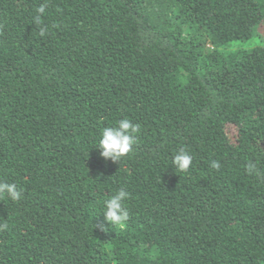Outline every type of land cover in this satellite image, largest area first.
<instances>
[{"label": "trees", "instance_id": "1", "mask_svg": "<svg viewBox=\"0 0 264 264\" xmlns=\"http://www.w3.org/2000/svg\"><path fill=\"white\" fill-rule=\"evenodd\" d=\"M263 22L264 0H0V182L23 190L0 264H264ZM121 119L136 142L105 160Z\"/></svg>", "mask_w": 264, "mask_h": 264}, {"label": "clouds", "instance_id": "2", "mask_svg": "<svg viewBox=\"0 0 264 264\" xmlns=\"http://www.w3.org/2000/svg\"><path fill=\"white\" fill-rule=\"evenodd\" d=\"M47 4L42 3L36 8L37 17L36 24L41 23V16L46 11ZM41 35L44 33V28H40ZM140 131V126L134 124L129 119H121L115 126L104 127L99 135L98 148L100 156L105 159H111L113 162L121 160L122 157L129 154L132 146L136 142V134ZM192 156L185 149L179 150L174 154L171 165L177 173L188 172L192 165ZM211 168L219 169L220 164L217 161H212ZM249 174H260V170L255 164L249 163L247 166ZM22 189L18 188L15 183L0 182V200L7 198L11 202H18L21 198ZM129 196V193L121 188L114 193L110 199L103 201L102 210L105 221L113 227H123L129 219V211L123 206V201ZM102 231H107L103 224L99 225ZM8 228V224L0 225V229Z\"/></svg>", "mask_w": 264, "mask_h": 264}, {"label": "rangeland", "instance_id": "3", "mask_svg": "<svg viewBox=\"0 0 264 264\" xmlns=\"http://www.w3.org/2000/svg\"><path fill=\"white\" fill-rule=\"evenodd\" d=\"M264 42V22L260 24L257 28V33L255 31L253 38L250 39L249 43Z\"/></svg>", "mask_w": 264, "mask_h": 264}]
</instances>
